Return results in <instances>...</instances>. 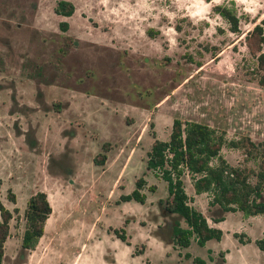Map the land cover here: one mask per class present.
<instances>
[{
	"label": "rangeland",
	"instance_id": "rangeland-1",
	"mask_svg": "<svg viewBox=\"0 0 264 264\" xmlns=\"http://www.w3.org/2000/svg\"><path fill=\"white\" fill-rule=\"evenodd\" d=\"M58 1L0 0V202L13 214L2 264H147L153 251L135 256L151 193L145 206L120 195L174 119L213 129V164L224 161L240 193L255 199L258 187L264 202V71L246 39L264 0H63L70 17L55 13ZM216 6L237 15L238 32ZM37 192L51 214L23 249Z\"/></svg>",
	"mask_w": 264,
	"mask_h": 264
},
{
	"label": "trees",
	"instance_id": "trees-1",
	"mask_svg": "<svg viewBox=\"0 0 264 264\" xmlns=\"http://www.w3.org/2000/svg\"><path fill=\"white\" fill-rule=\"evenodd\" d=\"M214 11L223 17L230 26V30L235 33L239 31V19L232 10L226 6H216ZM74 12V6L68 1H58L55 13L59 16L70 17ZM67 23H62L63 29H67ZM246 39L248 47L251 42H255L257 60L260 69L264 71V54L261 47L264 45V18L259 24L255 25L252 31L247 33ZM259 84L264 87V74L259 79ZM216 138L215 131L207 125L198 122H184L175 119L172 126L170 140L167 142L156 140L148 153L147 167L155 172L159 171L161 177L168 184L170 199L166 203L169 212L181 216L188 229L184 230L176 226L174 235L178 245L186 247L189 245L190 238L194 235L198 244L203 245L209 239H219L221 232L210 228L205 218L187 204V196L183 190L181 176L184 168L191 174L199 176L194 181L195 191L213 192L214 202L221 205L225 210L232 211L235 205L245 215L264 213V202H258L261 197L258 187L255 188V199H249V193H240L237 187L239 174L230 168L228 173L226 163L213 164L219 162L221 141ZM104 156L101 162L104 160ZM97 163V161L95 160ZM234 176V178L232 177ZM144 185V180L136 182V189L126 196H122V201L131 199L143 202L145 196L140 192ZM244 189V188H243ZM14 200V197H12ZM16 211V210H15ZM51 214V206L44 192H37L27 201L25 217V230L21 239L23 249H32L38 240L43 236L44 225L48 216ZM12 212L0 202V264L3 261L4 243L9 237V222L12 219ZM118 237L125 240L123 234L116 231ZM259 248L264 251V240L257 242ZM202 264L201 261H197Z\"/></svg>",
	"mask_w": 264,
	"mask_h": 264
},
{
	"label": "flooded vegetation",
	"instance_id": "flooded-vegetation-1",
	"mask_svg": "<svg viewBox=\"0 0 264 264\" xmlns=\"http://www.w3.org/2000/svg\"><path fill=\"white\" fill-rule=\"evenodd\" d=\"M175 120V119H174ZM173 120V122H174ZM179 120V119H178ZM181 121V120H180ZM173 122H172V125H171V132H172V126H173ZM182 123L184 122H195V121H181ZM171 132L169 134V138L168 140H159V139H155L153 141V143L158 140V141H163V142H167L170 140V135H171ZM153 143L151 144L150 146V150L152 148V145ZM255 145V144H254ZM150 150L147 152L146 154V160H145V163H144V166H143V171L142 173L137 176V177H134V181L131 183V189L128 193H126L125 195H120V202L122 203H126V202H130V201H134L136 203H138L137 205H141V206H145L147 205V201H149V197H147V194H146V191L151 193V195H148L150 196V198H152V203H150V207H152V210L149 211L153 216L152 220H150L149 222L151 223V226H150V232H152L153 234H155L156 236L160 237L163 239L164 243L167 244V246H171L172 249L174 250H186L190 247V245L192 244V242L195 243L196 246L200 247V248H203L205 249V256L204 257H201V256H193L191 253H186L184 255V258L185 259H190L191 260V264H198L196 262L197 261H201L202 264H207L209 262L211 263H214V264H225V258H224V253L220 252V253H217V254H213L212 250L211 249H206V245L208 244V242L210 241H220L221 238H222V231L218 228H214V227H211L208 223V218L206 217V215H204L201 211L200 208H196L195 206H193L191 203L193 202L192 200L195 198V196H200V195H203V193H210L209 195L211 196L209 198V200H207V203L205 205V209H207V216H212L211 218H219L218 220H214V222H219V221H223L225 219V216L226 214L228 213H240L242 215V217L244 218H248V217H252V216H258V215H264V213H258V214H252V215H245L241 210H239L238 208H236L235 205H231L234 210H230V211H227L225 210L221 205L217 204L216 202H214V193L213 192H201V193H197L195 191V187H194V181L196 178H198L199 176H195L193 174H191L186 168H184L183 170V174L181 176V180L183 182V190L187 196V201H186V204L196 210L198 213H200L206 220L208 226L210 228H213V229H216V230H219L221 232V236L219 239H209L207 240L203 245H200L198 244V240L197 238L193 235L191 238H190V241H189V245L186 246V247H183V246H180L177 244L176 242V237L174 235V228L176 226L180 227L181 229H184V230H187L188 229V226L185 222V220L179 216L178 214L176 213H172V212H169L166 208V203L167 201H169V199L171 198L170 197V194H169V190H168V184L165 180L162 179L161 177V173L159 171L155 172L151 169H149L147 167V161H148V153L150 152ZM220 150H221V147H220ZM219 155H220V152H219ZM150 176L154 179L152 181V179H150L152 182L151 183H148V180L150 178ZM187 176V179H191L190 181L192 182L191 183V187L193 189V192L192 194L193 195H189L187 194L186 190H185V187H184V177ZM143 179L144 180V185L140 190V192L145 196L144 198V201L141 203V202H137L136 200L134 199H131L129 201H122L121 200V197L122 196H126V195H130L137 187H136V182L139 180V179ZM149 180V181H150ZM157 183H159V185H157ZM160 186V188H159ZM261 194V193H260ZM206 200V199H205ZM258 202H262L261 200L258 201ZM135 203V204H136ZM149 204V203H148ZM149 206V205H148ZM210 218V219H211ZM148 221L147 222H144V223H138V225L140 227H143V225H147V223H149ZM157 223V224H156ZM116 231L117 230H114V233L116 234ZM236 236H241V235H236ZM116 237L118 239H120L118 237V235L116 234ZM242 239V238H241ZM122 242L123 240L120 239ZM260 240H264V236L258 240L255 241L257 247L259 248L257 242L260 241ZM250 241V240H249ZM239 242L240 243H243L244 241L243 240H240L239 239ZM142 250L145 251L147 250V244L143 243V247H142ZM260 251H262L260 248H259ZM264 252V251H262ZM143 252H140L139 254H142ZM147 260V263H149V257L146 258Z\"/></svg>",
	"mask_w": 264,
	"mask_h": 264
},
{
	"label": "crops",
	"instance_id": "crops-1",
	"mask_svg": "<svg viewBox=\"0 0 264 264\" xmlns=\"http://www.w3.org/2000/svg\"><path fill=\"white\" fill-rule=\"evenodd\" d=\"M184 187L187 194L193 195L191 184H187L185 178ZM201 196H195L192 200L191 204L196 208L197 202L202 198ZM201 211L208 218L209 225L220 229L223 233L220 241L208 242L206 249H211L213 254L224 253L225 264H264V252L260 251L255 243L256 240L264 236V215L244 218L240 213L232 212L226 214L223 221L214 222V220H218L219 218L214 219L211 218L212 216H207V209H201ZM150 226L151 223L149 222L146 228L150 230ZM145 234L147 237L144 243L147 244V250L143 251V254L149 253L150 255L153 251L152 256H149V263L147 264H191L190 259L184 258L186 253H191L193 256H205V249L196 246L194 242L186 250H174L171 246H167L162 238L152 232L147 231ZM239 237L243 239V243L239 242ZM142 256L140 254L135 257ZM142 264H145L144 261H142ZM207 264L214 263L209 262Z\"/></svg>",
	"mask_w": 264,
	"mask_h": 264
}]
</instances>
